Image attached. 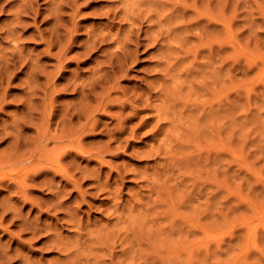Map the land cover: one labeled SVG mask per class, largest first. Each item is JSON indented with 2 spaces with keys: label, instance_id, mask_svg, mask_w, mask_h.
<instances>
[{
  "label": "rangeland",
  "instance_id": "obj_1",
  "mask_svg": "<svg viewBox=\"0 0 264 264\" xmlns=\"http://www.w3.org/2000/svg\"><path fill=\"white\" fill-rule=\"evenodd\" d=\"M0 70V264H264V0H0Z\"/></svg>",
  "mask_w": 264,
  "mask_h": 264
},
{
  "label": "bare ground",
  "instance_id": "obj_2",
  "mask_svg": "<svg viewBox=\"0 0 264 264\" xmlns=\"http://www.w3.org/2000/svg\"><path fill=\"white\" fill-rule=\"evenodd\" d=\"M22 2H23V1H22ZM58 5H59V3H58ZM56 6H57V5H56ZM25 8H27V6H26ZM57 8H58V10H60V9H59L60 6L57 7ZM28 9H31V7H30V8L28 7ZM28 9H27V12L29 11ZM33 9H34V8H33ZM33 9H31L32 11H29V12H34ZM25 10H26V9H24L23 12H25ZM120 10H121V9H120ZM35 12H36V11H35ZM35 12H34V16H36V15L38 14V13L36 12V15H35ZM114 12H115V11H114ZM126 12H127V11H126ZM17 13L19 14V12H16V15H17ZM55 13H56V12L53 13V16H54ZM112 14H113V12H112ZM112 14H111V15H112ZM119 14H120V13H119ZM17 16H18V15H17ZM51 16H52V15H51ZM55 16H56V14H55ZM118 16H119V15H118ZM19 17H20V16H19ZM59 17H60V16H59ZM121 17H123V16H121ZM138 17H139V16H138ZM55 18L57 19V17H55ZM60 18H61V17H60ZM115 18H116V17H115ZM124 18H125V17H124ZM136 18H137V17H136ZM52 19H53V18H52ZM128 19H129V18H128ZM140 19H141V18H140ZM48 20H49V19H48ZM55 21L57 22V20H55ZM55 21H54V22H55ZM56 22H55V23H56ZM58 22H59V19H58ZM72 22H73V21H72ZM119 22H120V21H119ZM61 23H62V22H61ZM61 23H60V24H61ZM73 23H74V22H73ZM75 23H76V22H75ZM123 23H124V22H123ZM60 24H58V25H60ZM134 24H135V23H134ZM137 24H138V23H137ZM56 25H57V24H56ZM77 25H78V24H77ZM135 25H136V24H135ZM162 26H163V25H162ZM53 27H55V26H53ZM53 27H52V29H55V28H53ZM59 27H61V25H60ZM59 27L56 26L57 29H58ZM73 27H76V26L74 25ZM135 27H136V26H135ZM77 28H78V27H77ZM128 28H129V27H128ZM132 28H134V27H132ZM45 29H46V28H45ZM48 29H49V28H48ZM59 29H60V28H59ZM74 29H75V28H74ZM74 29H73V30H74ZM141 29H142V28H141ZM61 30H63V29H60L59 31L61 32ZM66 30H68V29H66ZM66 30L64 31L65 34H67V33H66ZM76 30H77V29H76ZM128 30H129V31H128ZM128 30H127L126 34H127L128 32H131L130 29H128ZM135 30H136V29H135ZM57 31H58V30H57ZM59 31H58V32H59ZM138 31H139V30H138ZM138 31H137L136 33H138ZM146 31H147V30H146ZM151 31H152V30H151ZM161 31H162V30H161ZM161 31H160V33H161ZM164 31H165V30H164ZM40 32H41V31H40ZM42 32H43V31H42ZM52 32H54V31L52 30ZM52 32H51V33H52ZM68 32H69V30H68ZM71 32H72V31H71ZM54 33H56V31H55ZM117 33H118V35H119V32H117ZM131 33L136 34L135 31H134V32H131ZM131 33H130V35H132ZM158 33H159V32H157V34H158ZM160 33H159V34H160ZM39 34H40V33H39ZM56 34H57V33H56ZM56 34H55V35H56ZM62 34H63V32H62ZM128 34H129V33H128ZM151 34H152V33H151ZM154 34H155V33H154ZM154 34H152V35L154 36ZM37 35H38V34H37ZM46 35H47V33H46ZM124 35H125V34H124ZM124 35H123V36H124ZM155 35H156V34H155ZM42 36H43V34H42ZM94 36H95V35H94ZM102 36H105V35H102ZM126 36L128 37V35H126ZM126 36H125V37H126ZM136 36H137V34L134 35L133 37L135 38ZM47 37H48V36H47ZM58 37H59V36H58ZM58 37H57V39H58ZM125 37H124V38H125ZM127 37H126V38H127ZM138 37H139V36H138ZM138 37H136V38L139 39L140 37H139V38H138ZM142 37H144V36H142ZM160 37H161V36H160ZM63 38H64V37H63ZM68 38H69V37H68ZM92 38H93V37H92ZM92 38H91V39H92ZM102 38H103V37H102ZM115 38H116V37H115ZM129 38L134 39V38H132V37H129ZM136 38H135V40H136ZM144 38H145V37H144ZM146 38H147V37H146ZM48 39H50V37H48ZM53 39L55 40L56 37L53 38ZM53 39H52V40H53ZM69 39H70V38H69ZM94 39H96V37H95ZM100 39H101V38H100ZM140 39H141V38H140ZM125 40H126V39H125ZM127 40H128V39H127ZM141 40H142V39H141ZM160 40H162V39H160ZM46 41H47V40H46ZM59 41H60V40H59ZM86 41H87V40H86ZM94 41H96V40H94ZM102 41H103V40H102ZM102 41L98 40V41H96V42H97L96 44H99L98 42H101V43H102ZM113 41H114V40H113ZM120 41H121V40H120ZM123 41H124V40H123ZM129 41H130V39H129ZM132 41H133V40H132ZM132 41H131V42H132ZM142 41H143V40H142ZM142 41H141V42H142ZM151 41L153 42V39H151ZM48 42L50 43V41H48ZM52 42H53V41H52ZM52 42H51V43H52ZM108 42H109V41H108ZM124 42H125V41H124ZM135 42H136V41H134L133 43H135ZM148 42H149V40H148ZM154 42H155V40H154ZM49 43H48L47 45H50V44H51V43H50V44H49ZM67 43H69V41H68ZM113 43H114V42H113ZM136 43H137V42H136ZM136 43H135V44H136ZM53 44H54V43H53ZM53 44H52V47H53ZM58 44H59V43H58ZM58 44H57V45H58ZM94 44H95V42H94L93 44H91V45H94ZM96 44H95V45H96ZM124 44H126V42H125ZM127 44H128V43H127ZM127 44H126V45H127ZM131 44H132V43H131ZM135 44H133V45H135ZM59 45H60V44H59ZM100 45H101V44H100ZM109 45H110V44H109ZM126 45H125V46H126ZM142 45H143V43H142ZM45 46H46V45H45ZM55 46H56V44H55ZM69 46H70V45H69ZM69 46H67V47L69 48ZM85 46H86V45H85ZM85 46H84V47H85ZM102 46H104L103 43H102ZM106 46H107V45H106ZM127 46H129V45H127ZM127 46H126V47H127ZM131 46H132V45H131ZM140 46H141V45H140ZM47 47H49V46H47ZM56 47H58V46H56ZM59 47H60V46H59ZM67 47H66V48H67ZM87 47H88V46H87ZM87 47H86V48H87ZM92 47H93V46H91V47H89V48L93 49L94 47H93V48H92ZM104 47H105V46H104ZM136 47H137V45H136ZM45 48H46V47H45ZM86 48H84V50L87 51L89 48H87V49H86ZM117 48H118V47H117ZM128 48H129V47H127V48H125V49H126V50H130V49H128ZM130 48L132 49V47H130ZM94 49H96V47H95ZM100 49H101V48H100ZM125 49H124V50H125ZM133 49H134V48H133ZM135 49H136V48H135ZM135 49H134V50H135ZM62 50H63V47H62ZM84 50H83V51H84ZM103 50H106V48H105V49L102 48L101 51L103 52ZM120 50H123V49H120ZM120 50H119V48H118V51H120ZM134 50H130V52H131V51H134ZM138 50H139V49H138ZM47 51H48V48H47ZM86 51H84V52H86ZM93 51H94V50H93ZM99 51H100V50H99ZM115 51H116V50H115ZM115 51H113V52H115ZM118 51H117V52H118ZM160 51H161V50H160ZM48 52H49V51H48ZM88 52H92V50H90V51H88ZM102 52H101V53H102ZM122 52H123V51H122ZM125 52H126V51H125ZM125 52H124L123 54H125ZM127 52H129V51H127ZM130 52H129V53H130ZM134 52H135V51H134ZM162 52H163V51H162ZM129 53H126V54L129 55ZM56 54H57V53H56ZM58 54H60V53H58ZM87 54H88V53H87ZM93 54H94V53H93ZM93 54H92V55H93ZM111 54L113 55V57L115 56L118 60L120 59V57H123V56H121V52H120V56H118V55H117L118 53L116 54V52H115V54H113V53H111ZM130 54L132 55V57L134 56V53H130ZM62 55H63V54H62ZM116 55H117V56H116ZM136 55H137V54H135V56H136ZM86 56H87V55H86ZM108 56H109V54H108ZM108 56H107V57H108ZM124 56H126V55H124ZM57 57H59V56H57ZM62 57H63V56H62ZM107 57H106V58H107ZM109 57L111 58V55H110ZM129 57H130V55H129ZM59 58H60V57H59ZM116 58H114L115 61H114L113 59H112V60H113L117 65L119 64V66L117 67V70H116V69H114V70H115L116 72L118 71V73H121L122 70H121V72H120L118 69L121 68V65H122V62H123V61H122L121 64H120V61H121V59H120V61L117 63V62H116V61H117ZM125 58H126V57H125ZM57 59H58V58H57ZM90 59H91V57H90ZM92 59H93V58H92ZM123 59H124V57H123ZM129 59H130V58L126 59V61L129 60ZM131 59H133V58H131ZM134 59H135V57H134ZM59 60H60V59H59ZM107 60L110 61V59H108V58H107ZM105 61H106V60H105ZM105 61H104V62H105ZM109 61H106V62H109ZM124 61H125V60H124ZM126 61H125V62H126ZM131 61H132V60H131ZM58 62H59V61H58ZM104 62H103V64H100V65H101V66H102V65L104 66ZM125 62H124V63H125ZM128 62H129V61H128ZM115 63H113V62L111 63V64H113V65L110 66V69H111V70H112L111 67H113ZM124 63H123V66H124ZM12 64H13V63H12ZM105 64H107V65H105V66H108L110 63H105ZM116 64H115V67H114V68H116V66H117ZM14 66H15V65H14ZM95 66H97V64H96ZM125 66H126V65H125ZM24 67H25V66H24ZM98 67L100 68V66H98ZM119 67H120V68H119ZM107 68H108V67H107ZM122 68H123V67H122ZM122 68H121V69H122ZM93 69H94V68H93ZM102 69H103V68H101V69H99V70H102ZM6 70H7V68H6ZM27 70H28V71H31V70H32V67H30V70L27 68ZM111 70L108 69V71H106V70H105V71H106V72H110ZM123 70H125L124 72H126V69L123 68ZM0 71H1V70H0ZM8 71H9V70H8ZM21 71H22V70H21ZM112 71H113V70H112ZM91 72H92V71H91ZM106 72H104V73H106ZM40 73H41V74H42V73L44 74V72H40ZM94 73H96V71H95ZM99 73L102 74V71L99 72ZM111 73H112V72H111ZM1 74H2V73H1ZM35 75H36V74H35ZM102 75H103V74H102ZM102 75H100V76H102ZM107 75H108V74H107ZM107 75H106V76H107ZM111 75H112V74H111ZM124 75H126V74H124ZM0 76H3V78H4L5 75L2 74V75H0ZM43 76H44V75H43ZM45 76H46V75H45ZM104 76H105V75H104ZM112 76H113V75H112ZM117 76H118V75H117ZM122 76H123V75H122ZM6 77H9V75L6 76ZM6 77H5V78H6ZM94 77H95V75H94ZM94 77H93V79H94ZM96 77H97V74H96ZM98 77H99V76H98ZM98 77H97V78H98ZM102 77H103V76H102ZM114 77H116L115 74H114ZM0 78H1V77H0ZM5 78H4V79H5ZM10 78H11V77H10ZM106 78H108V77H106ZM111 78H112V77H111ZM119 78H120V76H119ZM46 79L48 80L47 77H46ZM46 79H45V81H46ZM51 79H52V77H51ZM51 79L48 80L49 82H48V81H46V82L50 83ZM89 79H90V78H89ZM99 79H100V78H98L97 80H99ZM101 79H102V78H101ZM112 79H114V78H112ZM116 79H117V77H116ZM116 79H114V80H116ZM6 80H7V79H5V81H6ZM71 80H72V79H71ZM94 80H95V79H94ZM97 80H96V81H97ZM114 80H113V81H114ZM8 81H9V80H8ZM8 81H7V82H8ZM68 81H69V80H68ZM92 81H93V80H92ZM101 81H104V80L102 79ZM2 82L4 83V80H3ZM51 82H52V81H51ZM69 82H70V81H69ZM48 83H47L46 85H48ZM76 83H77V82H76ZM101 83H102V82H101ZM105 83H106V81H105ZM6 84H7V83H6ZM10 84H11V83H10ZM93 84L95 85V82H94ZM93 84H92V85H93ZM98 84H100V83H98ZM4 85H5V84H4ZM27 85H28V83H27ZM32 85H34V83H33ZM32 85H31V87H32ZM67 85H70V84H67ZM75 85H76V84H75ZM80 85H81V84H80ZM80 85H78V86H79V87H78V90H79V92L82 93V91H80V90H81V89L83 90L84 87H83L82 85H81L82 87H80ZM83 85H84V84H83ZM92 85H90V87H91ZM94 85H93V86H94ZM0 86H2V85L0 84ZM6 86H7V85H6ZM9 86H10V85H9ZM29 86H30V84L28 85V87H29ZM35 86H36V85H34L33 87H35ZM76 86H77V85H76ZM85 86H86V85H85ZM102 86H103V85H102ZM104 86H105V85H104ZM106 86H107V85H106ZM106 86H105V87H106ZM70 87H72V86H70ZM73 87H75V86H73ZM105 87H104V88H105ZM1 88H2V87H1ZM47 88H48V87H47ZM80 88H81V89H80ZM85 88H87V87H85ZM102 88H103V87H102ZM104 88H103V89H104ZM109 88H110V87H109ZM112 88H115V87L112 86ZM28 89H29V88H28ZM32 89H33V88H31V90H32ZM76 89H77V88H76ZM90 89H92V87H91ZM116 89H118V87H117ZM150 89H151V88H150ZM39 90H40V89H39ZM39 90L36 89V91H39ZM46 90H47V89H46ZM54 90H55V89H54ZM85 90H86V89H85ZM85 90H84V91H85ZM100 90H102V89H100ZM151 90H152V89H151ZM151 90H149V88H148V91H151ZM27 91H29V90H27ZM42 91H44V90H41V92H42ZM75 91H76V90H75ZM89 91H90V90H89ZM91 91H92V90H91ZM104 91H105V89H104ZM139 91H140V90H139ZM142 91H143V90H142ZM31 92H32L31 95H33L34 89H33V91H31ZM39 92H40V91H39ZM54 92H55V91H54ZM76 92H77V91H76ZM93 92H94V91H93ZM102 92H103V91H102ZM102 92H101V93H102ZM108 92H109V91H108ZM108 92H107V93H108ZM116 92H117V91H116ZM121 92H122V91H121ZM121 92H119V93H121ZM151 92H152V91H151ZM52 93H53V92H52ZM85 93H87V92H84V93H82V94H85ZM89 93H90V92H89ZM104 93H105V92H104ZM107 93H105V94H107ZM122 93H123L124 95L126 94V93H124V92H122ZM127 93H128V92H127ZM129 93H130V92H129ZM37 94H38V92H37ZM37 94H35V96L33 95V97H37ZM105 94H104V96H105ZM133 94H134V93H133ZM6 95H7V94L5 93V89H3V92H2V95H1L2 98L0 97V102H1L2 99H3V100H2V101H3L2 103L5 102L4 99L6 98ZM47 95H48V94H47ZM47 95H46V96H47ZM50 95H51V93H50ZM50 95H49V96H50ZM85 95H86V94H85ZM121 95H122V94H121ZM136 95H137V93H136ZM136 95H135V96H136ZM138 95H139V94H138ZM145 95H146V94H145ZM147 95H148V93H147ZM147 95H146V97H148ZM153 95H154V94H153ZM155 95H156V94H155ZM29 96H30V95H29ZM43 96H44V95H43ZM81 96H82V95H81ZM88 96H90V94H89ZM95 96H96V95H95ZM95 96H94L93 98H95ZM119 96H120V95H119ZM128 96H129V95L127 94L126 97H128ZM132 96H133V95H132ZM135 96H133V97H135ZM150 96L152 97V95H150ZM160 96H161V94H160ZM97 97H98V96H96V99H97ZM102 97H103V96H102ZM102 97H101V98H102ZM122 97H123V95H122ZM137 97H138V96H137ZM38 98H39V97H38ZM101 98H100V99H101ZM118 98H119V97H118ZM118 98H116V99H118ZM138 98H139V99H140V98H142V99L144 98V99L147 100V98H145L144 95H143L142 97H138ZM138 98L136 99V100H138V101H136V102H138V104H139L140 101H141L142 99L139 101ZM155 98H156V97H155ZM30 99H31V96H30ZM35 99H36V98H35ZM47 100H48V97H47ZM97 100H98V99H97ZM108 100H109V99H108ZM118 100H119V99H118ZM125 100H126V99H125ZM133 100H134V98H133ZM133 100H132V102H133ZM148 100H149V99H148ZM148 100H147V101H148ZM160 100H161V99H160ZM29 101H30V100H28V102H29ZM45 101H46V100H45ZM45 101H42V99H41V102H45ZM48 101H49V100H48ZM50 101H51V99H50ZM99 101H100V100H99ZM99 101H98V102H99ZM30 102H31V101H30ZM96 102H97V101H96ZM111 102H114V101H111ZM125 102H127V101H124V102H122V103L125 104ZM150 102H152V101H150ZM33 103H34V102H33ZM50 103H51V102H50ZM50 103L48 102L47 105H49ZM102 103H103V102H102ZM108 103H110V102H108ZM108 103H107V104H108ZM116 103H117V102H116ZM129 103H130V102H129ZM133 103H135V102H133ZM133 103H132V104H133ZM141 103H143V104H142V105H143L142 107H144V106L146 105V104L144 105V102H143V101H141ZM27 104H29V103H27ZM43 104H44V103H43ZM43 104H42V105H43ZM45 104H46V102H45ZM45 104H44V105H45ZM52 104H53V103H52ZM136 104H137V103H136ZM147 104H148V103H147ZM150 104H151V103H150ZM0 105H2V104H0ZM33 105H34V104H33ZM47 105H46V106H47ZM50 105H51V104H50ZM50 105H49V106H50ZM100 105H101V104H100ZM102 105H103V104H102ZM102 105H101V106H102ZM117 105H118V106H117ZM117 105H116V106H117L118 109H119V107H120L119 105H122V104L117 103ZM140 105H141V104H139V107H140ZM51 106H52V105H51ZM98 106H99V104H98ZM126 106L128 107V104H127ZM43 107H44V106H43ZM108 107H110V105H108ZM127 107H126V108H127ZM130 107H133V106L130 105L129 108H130ZM139 107H138V108H139ZM48 108H49V107H48ZM48 108L46 107V108H44V109L47 110ZM50 108H51V107H50ZM106 108H107V107H106ZM146 108H147V105H146ZM146 108H144V109H146ZM150 108H151V107H150ZM29 109H31V108L29 107ZM51 109H52V108H51ZM141 109H142V108H141ZM151 109H152V108H151ZM42 110H43V109H42ZM152 110H154V108H153ZM152 110H151V111H152ZM2 111H3V110H2ZM44 111H45V110H44ZM48 111H49V110H48ZM48 111H47V112H48ZM56 111H57V110H56ZM135 111H136V110H135ZM140 111H141V110H140ZM154 111H155V110H154ZM159 111L161 112L160 109H159ZM49 112H50V111H49ZM137 112H139V110L136 111V113H137ZM155 112H157V111H155ZM160 112H158V113H160ZM30 113L32 114L33 112H30ZM30 113H29V114H30ZM34 113H35V112H34ZM38 113H39V112H38ZM38 113H37L36 115H38ZM40 113H42V112H40ZM40 113H39V116L41 117ZM163 113H164V112H163ZM48 114H49V113H48ZM121 114H122V113H121ZM137 114H138V113H137ZM154 114H155V113H154ZM156 114H157V113H156ZM49 115H50V114H49ZM49 115H48V116H49ZM43 116L46 117L47 114H46V116H45V115H43ZM48 116H47V118H48ZM120 116H121V115H120ZM157 116H158V118H159L160 115L157 114ZM28 117H29V115H28ZM53 117H54V116H53ZM73 117H74V116H73ZM112 117H113V116H112ZM114 117H115V118H114ZM114 117H113V120H114V119H115V120H118L117 118H119V117H117V116H114ZM51 118H52V116H51ZM164 118H165V117H164ZM164 118H163V120H164ZM24 119H25V117H24ZM120 119H121V118H120ZM45 120H46V119L44 118V121H45ZM48 120H49V118H48ZM48 120H47V121H48ZM159 120H160V119H159ZM164 121H165V120H164ZM161 122H162V121H161ZM45 123L47 124L48 122L45 121ZM157 123H158V122H157ZM157 123H156V124H157ZM119 124H120V126H121V123H120V122L118 123V125H119ZM161 124H162V123H161ZM82 125H83V124H82ZM85 125H86V124H85ZM92 125L94 126V123H92ZM122 125H123V124H122ZM125 125H126V124H125ZM125 125H123V126H125ZM18 126H19V123H18ZM93 126H92V127H93ZM120 126H119V127H120ZM74 128H75V127H74ZM81 128H82V127H81ZM85 128H86V126H85ZM157 128H158V127H157ZM75 129H76V128H75ZM75 129H74V130H75ZM121 129H122V128H120V129H118V130L120 131ZM125 129H126V128H125ZM154 129H155V128H154ZM158 129H159V128H158ZM77 130H78V129H77ZM88 130H89V129H88ZM152 130H153V129H152ZM152 130H151V131H152ZM80 131H81V130H80ZM84 131H85V130H83L82 133H83ZM90 131H92V130H90ZM119 131H118V132H119ZM131 131H132V130H131ZM76 132H77V131H76ZM87 132H88V131H87ZM82 133H80V134H82ZM80 134H79V135H80ZM83 134H84V133H83ZM83 134H82V135H83ZM163 135H164V134H163ZM80 136H81V135H80ZM154 137H155V136H154ZM154 137H153V138H154ZM78 143H79V142H78ZM161 143H162V142H161ZM78 148H79V147H78ZM78 148H77V149H78ZM79 150H80V148H79ZM79 150H78V152H79ZM80 151H81V152H79V153H81V158H82V156H84V155H82V152L86 151V149L84 150V148L81 147V150H80ZM85 153H86V152H85ZM85 153H84V154H85ZM87 154H88V153H87ZM79 155H80V154H79ZM63 171H64L63 175H65V171H66V169H64ZM63 171H62V172H63ZM30 172H31V171H30ZM67 173H68V172H67ZM67 173H66V174H67ZM27 175H29V173H27ZM29 176L31 177V175H29ZM32 176H34V175L32 174ZM66 176H67V175H66ZM23 177H24V176H23ZM30 177H29V178H30ZM64 177H65V176H64ZM69 177H70V176H69ZM25 178H28V177L25 176L24 179H25ZM31 178H32V177H31ZM31 178H30V179H31ZM33 178H34V177H33ZM24 179H23V180H24ZM68 179H70V178H68ZM44 181H45V180H44ZM21 182H22V181H21ZM42 182H43V181H41V183H42ZM23 183L25 184L24 181H23ZM23 183H22V184H23ZM38 184H39V183H38ZM40 185H41V184H40ZM46 186H47V185H46ZM20 189H21V187H20ZM23 189H24V188H23ZM20 191H22V190H20ZM25 192H26V191H25ZM51 192H52V191H51ZM22 193H23V192H22ZM52 193H53V192H52ZM25 199H26V198H25ZM116 218H118V216H117ZM119 218H120V217H119ZM117 221H118V219H117ZM68 222H69V220H68ZM71 222H72V220H71ZM77 223L79 224V221H77ZM74 225H75V224H74ZM82 225H83V224H82ZM71 226H72V224H71ZM77 226H78V225H77ZM85 226H86V225H85ZM38 227H39V226H38ZM35 228H36V227H35ZM56 228H57V227H56ZM83 229H84V228H83ZM85 229H87V228H85ZM113 229H114V228H113ZM37 230H38V229H37ZM116 231L118 232V230H116ZM55 232H56V231H55ZM58 232H59V231H58ZM90 232H91V231H90ZM78 234H79V233H78ZM80 234H81V233H80ZM116 234H118V233H116ZM54 235H55V234H54ZM96 235H97V234H96ZM99 235H100V234H99ZM59 236H60V235H59ZM97 236H98V235H97ZM107 236H108V235H107ZM107 236H106V237H107ZM111 236H114V235H111ZM76 237H77V235H76ZM76 237H75V238H76ZM93 237H94V236H93ZM77 238H78V237H77ZM114 238H115V237H113L112 239H114ZM51 239H52V238H51ZM95 239H96V238H95ZM95 239H94V240H95ZM106 239H108V237H107ZM82 240H83V239H82ZM116 240H117V239H116ZM119 240H120V239H119ZM129 240H130V239H129ZM74 241H75V240H74ZM97 241H98V240H97ZM108 241H109V240H108ZM95 242H96V241H95ZM113 242H114V240H113ZM113 242L111 241V244H109V245L111 246V245L113 244ZM80 243H81V242H80ZM117 243H118V241H117ZM47 244H48V243H47ZM66 244H67V243H66ZM87 244H89V243H87ZM130 244H131V243H130ZM73 245H74V244H73ZM115 245H116V244H115ZM63 246H64V245H63ZM77 246H78V244H77ZM86 246H87V245H86ZM95 246H96V245H95ZM105 246H106V245H105ZM126 246H127V245H126ZM51 247H52V246H51ZM83 247H84V246H83ZM100 247H101V246H100ZM111 247H112V246H111ZM117 247H118V246H117ZM90 248H91V247H90ZM96 248H97V247H96ZM69 249H70V248H69ZM99 249H100V248H99ZM105 249H106V248H105ZM108 249H109V248H108ZM111 249H112V248H111ZM60 250H61V249H60ZM63 250H64V249H63ZM63 250H62V251H63ZM87 250H89V249H87ZM109 250H110V249H109ZM115 250H116V249L114 248V251H115ZM122 250H123V249H122ZM159 250H160V249H159ZM90 251H91V250H90ZM106 251H107V250H106ZM119 251H120V250H119ZM116 252H117V251H116ZM116 252H115V253H116ZM67 253H68V249H67ZM101 253H102V252H101ZM105 253H106V252H105ZM109 253H110V252H109ZM135 253H136V252H135ZM135 253H133V254H135ZM153 253H154V252H153ZM107 254H108V253H107ZM150 254H151V252H150ZM65 255H66V253H65ZM70 255H71V254H70ZM80 255H81V254H80ZM87 255H88V254H87ZM96 255H97V254H96ZM112 255H114V253H112ZM119 255H120V254H119ZM121 255H122V254H121ZM68 256H69V255H68ZM73 256H74V255H73ZM82 256H83V255H82ZM97 256L99 257L100 255H97ZM104 256H105V255H104ZM108 256H109V255H108ZM114 256H115V255H114ZM134 256H135V255H134ZM145 256H146V254H145ZM156 256H157V255H156ZM162 256H163V255L161 254V257H162ZM64 257H65V256H64ZM106 257H107V256H106ZM119 257H120V256H119ZM119 257H118V259H119ZM123 257H124V255H123ZM141 257H142V256H141ZM147 257H148V256H147ZM161 257H160V258H161ZM163 257H164V256H163ZM107 258H108V257H107ZM125 258H126V257H125ZM131 258H132V257H130V259H131ZM100 259H101V258H100ZM108 259L110 260V257H109ZM112 259H113V257H112ZM112 259H111V260H112ZM115 259L117 260V258H115ZM121 259H123V258H121ZM162 259H163V258H162ZM162 259H161V260H162ZM164 259H165V258H164ZM164 259H163V261H164ZM74 260H75V259H74ZM111 260H110V261H111ZM116 260H115V261H116ZM131 260H132V259H131ZM72 261H73V260H72ZM88 261H89V259H88ZM102 261H104V260L102 259ZM102 261H101V262H102ZM110 261H109V262H110ZM119 261H120V260H119ZM125 261H126V259H125ZM148 261H149V259H148ZM151 261H152V259H151ZM22 262H23V261H22ZM98 262H99V261H98ZM113 262H114V260L111 262V264H113ZM123 262H124V261H123ZM128 262H129V261H128ZM128 262H127V263H128ZM99 263H100V262H99ZM119 263H120V262H119ZM119 263H118V262H117V263L115 262L114 264H119ZM127 263L125 262V264H127ZM130 263H131V262H130ZM161 263H162V262H161ZM22 264H23V263H22ZM24 264H26V263L24 262ZM82 264H83V263H82ZM86 264H88V263L86 262ZM103 264H104V262H103ZM109 264H110V263H109ZM153 264H154V262H153ZM164 264H165V263H164Z\"/></svg>",
  "mask_w": 264,
  "mask_h": 264
}]
</instances>
